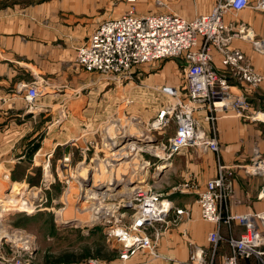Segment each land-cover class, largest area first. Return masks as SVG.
Listing matches in <instances>:
<instances>
[{
	"label": "rangeland",
	"instance_id": "obj_1",
	"mask_svg": "<svg viewBox=\"0 0 264 264\" xmlns=\"http://www.w3.org/2000/svg\"><path fill=\"white\" fill-rule=\"evenodd\" d=\"M5 1L10 5L20 2L16 8H11V12L6 16L7 19L15 21L16 26L23 24L24 15H30L31 10L27 8V3L42 2V0H3L1 4ZM164 2H169L173 8H168V5L163 4ZM77 3H81V5L59 7L58 22L55 21L56 24L54 25H50L46 20L40 23L32 20L33 28H41L44 31L48 29L54 33L57 31L56 34H58L53 40V45H59V131H57L59 133L57 138L59 145L54 151L46 154L44 150L39 152L41 142L37 143L38 148L33 149L29 161L24 163V166L30 165L32 167L33 177L27 179L25 184L17 185L15 188L17 193L15 194L11 193L13 187L11 182L5 180V174H0V256L6 261L3 262L1 259L2 264H17L16 258L13 257L19 254L20 248L30 241L35 244L29 252V259L22 258L18 261L19 264H26L25 260H29L30 264H82L88 261L119 264L132 257L143 256V253L137 251L125 261L119 259L123 244L115 237L110 236V232L114 229L130 226L136 212L133 206L132 193L138 187H150L153 192H158L163 197L168 195L171 180L168 181L165 178L155 183L154 176L158 174L155 169L163 163L160 159L146 152L145 146L164 143L168 136L173 134L172 127L164 134H159V131L150 128V126L155 120L156 112L167 104L168 100H171L161 90L163 88L181 90L182 85L180 83L184 66L182 60L171 58L140 66L134 74L135 78L139 77L141 73L143 76L158 75L155 82L159 81L157 84H161L160 81L164 80L166 84H152L145 94L128 92L130 95L127 100H124L127 104L124 107L120 106L118 100H109L110 109L106 108L109 106L108 104L104 105L103 109L108 110L103 117L96 122H89L86 117L87 119L76 125L70 116L69 109L75 100H68L69 95H71L70 91L66 93L67 96H64L69 75L63 73L62 66L70 65L72 62H69V59L72 58L74 64H77L75 48L84 41L78 45H73L74 43H69L64 36L74 33L78 38L83 37L99 19L104 17L105 19L102 20L117 18L128 11H132L138 16L162 11L177 14L184 19L187 18L180 14L179 6L174 8L178 3L170 0H138V2L134 0L132 4L128 3L127 0H81ZM17 31L22 33L23 28L17 27ZM72 45V53L63 52L71 50ZM140 70H144V73L138 72ZM40 83L42 84H31L39 87V90H43V92H46L51 84L50 80H43ZM135 84L136 80L127 84L129 85L128 90L131 85ZM109 101L107 100L108 103ZM25 103L28 106L31 104L32 111L37 110L36 101L31 103V101L25 100ZM255 103L252 104L251 102V111L255 108L261 110L262 119L259 123L264 125V100H255ZM53 133L56 132L53 131ZM126 138H131V140L122 144V140ZM138 139L146 144H142ZM111 140L115 141L112 143ZM115 142L116 145H114ZM218 145L219 152L212 154L215 161L220 156L219 140ZM122 147H124L123 152L120 150ZM79 163H84L91 168L90 171L88 173L83 172L81 167H79L81 168L79 171H76ZM19 172L22 173L23 171L20 170ZM86 185L88 186L86 187ZM105 188L113 190L107 193ZM69 189L70 193L66 197L64 193ZM132 189L133 191H131ZM91 191H95V198L89 196ZM96 192L105 195L98 196ZM18 201H25L26 204H18ZM181 203L182 201H177L175 205ZM65 207L63 216L66 219L64 221L77 217L80 222L76 220L71 225L60 227L59 222L55 221V215ZM185 209L189 213V210ZM97 210L105 211V215L103 214L101 218L96 219L94 213L98 212ZM174 219L175 217L170 213L165 222L153 224L147 230L155 245L154 253L158 256H167V254L162 255L157 252V243L160 235L168 230L167 226H172ZM188 219L189 217L183 216L176 226ZM19 228L23 229L28 237L23 238V233L20 235L17 234V231L10 232V230ZM157 235L158 238L155 240ZM6 236L10 237L9 242L4 239ZM182 237L184 238L183 234ZM10 242L14 244L12 247ZM189 248L188 258L192 249L191 246ZM147 254L150 256L149 253ZM241 263L262 264L255 259L249 260V263Z\"/></svg>",
	"mask_w": 264,
	"mask_h": 264
},
{
	"label": "built area",
	"instance_id": "obj_2",
	"mask_svg": "<svg viewBox=\"0 0 264 264\" xmlns=\"http://www.w3.org/2000/svg\"><path fill=\"white\" fill-rule=\"evenodd\" d=\"M127 2L132 4L134 0ZM249 7V0H217L209 13L191 20L173 13L138 16L128 11L117 18L102 21L75 48L77 65L87 72L97 73L106 81L125 84L135 81L134 74L142 65L171 58L182 60L184 66L181 90H161L171 100L156 113L150 126L159 131V134L173 128V134L164 143L150 145L152 148L148 149L150 155L163 163L156 167V173L168 169L174 156L182 150L204 148L211 153H218L216 125L222 116L232 114L250 123H259L262 119L259 108L251 111L242 87H257L264 82V76L255 72L246 62L243 53L231 48L230 44L236 39L247 41L256 52L264 56V40L255 39L250 28L224 21L226 15H237ZM251 7L264 11V0H257ZM214 53L220 56L222 73L213 66ZM230 78L233 80L230 81ZM22 90L24 98L31 103L44 93L34 84H26ZM29 108L31 109V104ZM200 113L202 120L209 125L208 136L199 128L197 115ZM237 168L243 169L248 175L264 179V158L255 147L245 166L219 163L216 176L204 184L189 177L171 189L172 194L194 195L200 219L213 225L206 236V247L199 248L192 241H187L192 249L183 264H216L221 243H225L229 250L228 255L222 258V264H239L241 260L251 259L264 264V211L242 215L228 211L234 194L233 176ZM132 196L136 212L130 226L110 232V236L123 244L119 259L125 261L137 251H146L153 258L161 259V256L154 253L155 245L147 233L148 228L165 222L170 213L175 217L171 225L176 226L183 216L188 218L189 213L185 208L176 207L170 197H163L150 187L134 190ZM258 198L264 200V186ZM159 202L163 205H157ZM233 224L242 227L243 232L236 238L223 237L221 227L230 230ZM13 231L20 235L23 233V238L28 237L23 229L10 230ZM157 238L158 235L155 240ZM4 239L9 242L10 237L6 236ZM34 244L30 241L20 248L19 254L13 257L17 264L22 258L29 259V252ZM12 245L14 244L10 246ZM0 260L6 262L1 256ZM25 262L30 264L29 260ZM82 264L102 263L88 261Z\"/></svg>",
	"mask_w": 264,
	"mask_h": 264
},
{
	"label": "crops",
	"instance_id": "obj_3",
	"mask_svg": "<svg viewBox=\"0 0 264 264\" xmlns=\"http://www.w3.org/2000/svg\"><path fill=\"white\" fill-rule=\"evenodd\" d=\"M2 1L0 0V174H5L6 179L3 178L11 182L13 186L11 193L15 194L17 193L15 192L17 185L25 184L27 179L33 177L32 167L30 165L24 166V163L29 161L33 149L38 148L37 143L41 142L39 152L44 150L46 154L54 151L59 145L57 142L59 137V133H57L59 131V45H53V40L58 34H56L57 31L54 33L48 29L44 31L41 28H33L32 20L37 23L46 20L50 25H54L56 24L55 21L58 22L59 7H76L81 5V3H77L81 0L29 2L27 8L31 10L30 15H24L23 24L18 26H16L15 21L7 19L6 16L11 12V8H16L20 2L10 5L6 1L1 4ZM170 1L178 3L174 8L179 6L180 14L191 20L209 13L217 0ZM256 1L249 0V8L237 15L232 13L226 15L224 21L226 23L236 22L238 25L241 24L250 28L255 39L264 40V11L255 10L251 7ZM163 4L168 5V8H173L169 2ZM156 13L167 14L168 12L159 11L149 14ZM102 19L105 17L99 19L91 30L104 21ZM17 27L23 28V32L17 31ZM91 30L80 38L74 33L64 37L69 43L78 45L86 40L92 32ZM73 45L71 50L63 52L70 53ZM230 45L231 48L239 49L253 70L264 76V56L256 52L249 42L236 39ZM69 62L72 63L62 66L63 73L69 75L64 96H67L66 93L70 91L71 95H69L68 100H75L69 109L70 116L76 125L87 118L89 122H96L103 117L108 110L103 109L104 105L108 104L109 106L106 108L110 109L109 100H118L120 106L124 107L127 105L124 100L129 98L131 92L145 94L152 84H166L164 80L160 81L161 84H157L159 81L155 82L158 75L143 76L141 73L139 77L135 78L136 84L131 85L128 90L129 85L125 83L106 81L97 73L87 72L83 67L74 64L73 58L69 59ZM213 66L222 73L220 56L216 53L213 54ZM140 72L144 73V70H140ZM182 77L183 75L181 82ZM43 80H50L51 84L46 92L36 100L37 110L32 111L25 103L26 99L22 87L31 83L42 84L40 82ZM232 80L230 78V81ZM172 85L174 86V84ZM242 88L250 106L251 102L256 104L255 100H264V82L257 87L245 86ZM128 92L130 93L128 94ZM197 116L199 128L207 136L210 135L208 125L202 120V114ZM217 131L220 143L219 159L215 161L212 156L213 153L204 148L182 150L174 156L170 167L155 178V183L165 178L168 181L171 180L168 195L165 196L170 197L174 205L177 204V201H182L181 204L175 206L187 208L190 213L188 220H184L181 222L182 224L177 226H169L168 230L160 235L157 252L162 255L167 254V256H162V260H154L146 251H140L144 254L143 256L132 257L126 262H118L119 264H182L188 259L190 250V246L186 243L187 240L199 247L207 246L206 236L213 229V225L200 219L195 196L192 194H172L171 189L188 180L189 177H194L201 184H204L208 179L216 176L219 163L228 166H245L252 156V149L255 147L258 148L261 157L264 158V125L250 124L245 119L226 114L218 120ZM21 157L23 158L19 160ZM20 170L23 172L20 173ZM263 186V178L248 175L241 168L235 169L233 176L234 194L228 211L240 215L264 211V200L258 198ZM9 198L11 197L9 196ZM18 202V204H24L25 201ZM242 232V227L235 224L230 230L226 227H221L220 230L223 237L232 236L236 238ZM228 253L227 245L221 243L216 264H222V258ZM241 262L249 263V260H242L239 264H244Z\"/></svg>",
	"mask_w": 264,
	"mask_h": 264
},
{
	"label": "bare ground",
	"instance_id": "obj_4",
	"mask_svg": "<svg viewBox=\"0 0 264 264\" xmlns=\"http://www.w3.org/2000/svg\"><path fill=\"white\" fill-rule=\"evenodd\" d=\"M134 117V116H133ZM136 119V118H135ZM109 122H111V121H109ZM119 122V121H118ZM111 124V123H110ZM134 125V124H133ZM113 126H114V124H113ZM113 131V130H112ZM108 132V131H107ZM115 140H111V142L113 143ZM114 145H116V142H115V144ZM112 146H113V144H112ZM128 146V145H127ZM126 146V147H127ZM146 147V152H148L149 153V151H148V149H151L152 147L150 146V145H147V146H145ZM124 149V147H122L120 150L122 151ZM113 150V149H112ZM119 150V151H120ZM116 151V150H115ZM114 151V152H115ZM123 152V151H122ZM137 153H138V150H137ZM151 153V152H150ZM135 156H136V154H135ZM154 156V155H153ZM123 157V156H122ZM115 158V157H114ZM119 158V157H118ZM127 158V157H126ZM117 159V158H116ZM112 160V159H111ZM117 161V160H116ZM123 162V161H122ZM114 163V162H113ZM125 164V163H124ZM132 165V164H131ZM79 167H81V168H83L82 170H83V172H89L90 171V169L91 168H89L88 166H86V165H84V163H79L78 165H77V170L76 171H79L81 168H79ZM97 168V167H96ZM164 168V167H163ZM71 177H73V176H71ZM73 179H76V178H73ZM78 180V179H77ZM77 182V181H76ZM110 185H114V184H110ZM102 187V186H101ZM83 188V187H82ZM137 188V187H136ZM142 188H145V187H138L137 189H142ZM67 189H68V187H67ZM106 189V188H105ZM135 189V188H134ZM65 190V189H64ZM111 190H113V189H106V192L107 193H109V191H111ZM131 191H133V189L131 190ZM69 193H70V189H69V191L68 190H66V194H65V196L66 197H68V195H69ZM81 193V192H80ZM96 194L98 195V196H104L105 194L104 193H99V192H96ZM100 194V195H99ZM108 195V194H107ZM81 196V195H80ZM89 196L91 197V198H95L94 196H95V191H91L90 193H89ZM79 198H83V197H79ZM80 200V199H79ZM10 203V202H9ZM165 204V203H164ZM157 205H163V203H157ZM76 206V205H75ZM74 206V207H75ZM67 207V206H66ZM66 207L64 208V209H60L57 213H56V215H55V221L56 222H59V224L60 223H62V224H64V223H68V222H70V221H76V220H78L77 219V217H73L72 219H70V220H67V221H64V219H66V218H64V216H63V211L66 209ZM98 212H96V213H94V217L96 218V219H98V217L99 218H101V215H105V211H100V210H97ZM96 214V215H95ZM156 213H154V215H155ZM153 215V216H154ZM149 216V215H148ZM152 216V217H153ZM94 217H92V218H94ZM145 218H146V216H145ZM141 219H143V220H145L144 218H141ZM79 222H80V220H78ZM113 233L114 234H116V231H113ZM152 259H155V258H153L152 257Z\"/></svg>",
	"mask_w": 264,
	"mask_h": 264
},
{
	"label": "water",
	"instance_id": "obj_5",
	"mask_svg": "<svg viewBox=\"0 0 264 264\" xmlns=\"http://www.w3.org/2000/svg\"><path fill=\"white\" fill-rule=\"evenodd\" d=\"M131 140V138H126V139H123L122 140V144L124 143V142H126V141H130ZM138 141H140L142 144H146L144 141H142V140H139L138 139ZM144 142V143H143ZM120 145V144H119ZM160 173L161 172H159V174H158V176L160 175ZM89 185V184H88ZM88 185H86V187L88 186ZM74 223V221H70V222H68V223H64V224H59V226L60 227H65V226H68V225H71V224H73Z\"/></svg>",
	"mask_w": 264,
	"mask_h": 264
}]
</instances>
